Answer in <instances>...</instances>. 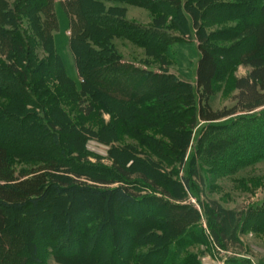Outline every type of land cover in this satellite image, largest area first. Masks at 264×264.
<instances>
[{
    "label": "trees",
    "instance_id": "trees-1",
    "mask_svg": "<svg viewBox=\"0 0 264 264\" xmlns=\"http://www.w3.org/2000/svg\"><path fill=\"white\" fill-rule=\"evenodd\" d=\"M64 1L63 8L70 19L69 50L73 59L71 67L74 76L70 75L65 60L56 52L55 32L59 24L55 0H16L14 5L8 0H0V55L7 61L0 65V98H10L8 93L15 90L17 92L15 96L11 93V98L28 99L25 91L32 90L34 98L47 97L52 102L56 94L51 91L56 90L59 94L63 89L61 94L64 92L65 99L73 101L84 117L94 115L96 106L101 107L108 115H113L112 110L101 106L104 99L109 97H122L136 106L150 103L154 108H150L149 112L154 109L156 116L161 113L156 120L163 127L161 135L168 141H162L166 153L175 154L181 163L189 150L192 134L200 123L214 124L239 113L264 107V56H256L241 62L250 72L234 82L237 91L233 98L234 106L219 111L211 108L218 63L208 48L205 30L199 26V11L190 0ZM208 1L210 0H197L196 4L204 7ZM218 1L220 0H214ZM254 1L256 0H238V3L250 12L253 10L250 4ZM116 4L158 13L161 18L156 20L155 28L146 29L128 21L127 10L115 6ZM179 15L184 20L189 19L192 28L198 31L200 56L196 67L195 87L184 81L177 82L171 76L145 72L137 66L123 62L113 44V41L121 40L145 50L163 68L168 49L160 39L158 29L165 26L164 17ZM179 29L182 34L183 31ZM41 55L47 57L39 61ZM137 76L140 77L138 80ZM144 83H158L159 87L154 86L149 91L136 93ZM125 87L131 88L133 93L121 92ZM60 97L62 95L59 94L57 98ZM88 101V106L83 108ZM55 106L58 108L59 104L56 103ZM2 115L4 118L6 113L2 112ZM49 123L52 128L58 127L55 122ZM48 137L52 139L55 147L60 145V138L56 134H48ZM181 142H184L182 146ZM8 146L0 143V246L7 233L9 214L13 212L19 215L39 210L47 205L51 194L59 198L86 194L101 201L111 200L124 209L134 208L144 204V201L147 203L153 200L140 198L138 193L146 189L143 186L141 188L139 183L152 188L155 195L167 199L164 207H171L169 216H165L166 212L161 207L150 210L145 206L144 214L132 212L127 216L131 220L116 223L110 232L111 243H117L120 247L122 242L129 240L130 246L126 244L129 247L127 252L115 247L112 252L114 259H104L98 251L91 257L86 256L84 249L96 246L87 236L88 239L84 240L80 237L78 252L69 251L65 258L61 252H57L56 260L65 264H197L191 258L193 255L189 258L193 262L180 261L179 256L187 257V251L195 245H208L209 237L218 248L228 250L230 246L239 248L242 245L240 235L251 232L256 236H264V205L238 213L223 210L217 202L202 206L209 219L207 236L199 225V213L190 209L185 214L187 206L182 204L186 200L185 189L190 185L188 180L184 179L182 185L179 181L167 180L157 171L156 164L151 162L144 161L140 163L142 166H138L136 163L139 160L130 157L127 167L124 161L113 164L117 165V170L111 171L107 180L90 176L86 177V182H82L84 174L79 167L73 162L67 165L64 159L59 158L60 155L37 167L19 172L10 161ZM260 146L262 150L254 154L255 158L246 155L245 158L235 160L224 159L214 163L213 169L217 170L218 176H224L223 174L234 173L235 168L245 169L249 165H255L264 159V145ZM247 148L241 146L235 150L241 154ZM146 164L150 166L143 169ZM113 185L117 187L112 188ZM191 214L194 219L188 220L187 217ZM228 217L234 222L229 227ZM120 227L122 230L119 231ZM73 232L72 226L68 225L67 233L73 235ZM195 236L197 241H193ZM175 243L176 248H172ZM146 247H151L152 250L140 256L136 255L138 250ZM28 248L26 253L31 264H43L37 257L38 250L33 237ZM168 257L170 259L167 260Z\"/></svg>",
    "mask_w": 264,
    "mask_h": 264
},
{
    "label": "rangeland",
    "instance_id": "rangeland-1",
    "mask_svg": "<svg viewBox=\"0 0 264 264\" xmlns=\"http://www.w3.org/2000/svg\"><path fill=\"white\" fill-rule=\"evenodd\" d=\"M8 2L14 5L16 0ZM63 2L65 3L64 0H55L59 24L55 32V46L56 52L68 65L70 75L74 76L71 67L73 59L69 50L70 19L63 8ZM196 2L197 0H190L199 11V26L205 30L208 48L218 63L211 108L214 111L232 108L233 98L237 94L234 82L250 72L241 62L251 57L264 56V0L251 3L253 10L250 12L239 5L238 0H210L204 7ZM115 6L125 8L127 20L146 29L155 28L156 20L161 18L158 13L148 10L122 4ZM164 18L165 26L158 29L160 39L168 49L163 68L145 50L121 40H115L113 44L123 62L145 72L171 76L177 82L184 81L195 87L196 67L200 56L198 31L192 28L189 19L184 20L180 15ZM178 28L183 31L182 34ZM46 57L39 56V61ZM6 63L5 57L0 55V65ZM139 78L137 76V80ZM154 86L159 87V84L144 83L136 93L149 91ZM61 91L60 99L57 98L59 94L56 90L51 91L56 94L52 102L47 97L34 98L32 90L25 91L28 99L11 98V93L15 96V90L8 93L10 98H0V143L9 145L10 161L19 172L37 167L60 155L59 158L64 159L67 165L73 162L79 167L84 174L81 181L86 182V177L90 176L107 180L110 172L117 170V165L113 164L124 161L127 167L130 157L139 160L136 163L138 166H142L140 163L144 161L151 162L156 164L157 171L167 180L179 181L181 185L184 179L188 180L190 185L185 189L186 200L182 205L187 206L185 214L190 209L199 213V225L205 232H208L209 219L204 214L203 205L217 202L223 210L238 213L264 205V159L245 169L235 168L234 173L223 174L224 176H218L217 170L213 169L214 163L221 160H235L245 158L246 155L255 158L254 154L262 150L260 145H264V107L239 113L214 124L200 123L192 134L189 150L181 163L175 154L166 153L162 141H168L161 135L163 127L156 120L161 113L156 116L154 109L149 112L150 108H154L150 103L136 106L122 97H109L104 99L101 106L112 110L113 115H108L101 107L96 106L94 115L84 117L74 102L66 100ZM121 92L133 93L128 87ZM56 103L59 104L58 108ZM88 104L89 101L82 107L86 108ZM2 112L6 113L4 118ZM240 118L245 119L240 121ZM50 121L55 122L58 127L52 128ZM48 134H56L60 138V145L55 147ZM182 144L184 142L180 143L181 146ZM241 146L248 148L240 154L235 149ZM234 151L236 152L233 153ZM148 166L150 165L146 164L143 169ZM139 186L146 189L138 193L140 198L153 199L152 202L144 201L142 205L124 209L111 200L101 201L91 195L77 194L59 198L51 194L47 205L39 210L19 215L10 213L7 233L0 246V264H31L26 253L31 237L37 245V257L43 264H65L56 260L57 252H61L63 258L69 251L78 252L80 237L84 240L88 239L87 236L96 246L93 247L90 243L92 246L84 249L86 256L91 257L98 251L104 259L110 260L114 259L112 252L115 247L127 252L129 240L122 242L120 247L117 243H111L110 232L116 223L131 220L127 216L132 212L144 214L145 206L150 210L161 207L166 212L165 216H169L168 211L171 212L170 206L164 207L167 199L155 195L152 188L145 184L139 183ZM116 187L117 185L112 186ZM187 219L193 220V214L188 215ZM137 224L141 225L138 221ZM233 224L232 218H229L228 227ZM68 225L72 226L73 235L67 233ZM196 238L195 236L193 241H197ZM242 240L249 256L257 264H264V236L249 232L244 234ZM201 246L203 245L193 246L187 251V257L179 256L178 260L190 261L189 258L193 255L191 258L194 262L200 264L203 252ZM172 248H176V243ZM149 250L152 248L138 250L136 255L140 256ZM163 258L164 255L161 261Z\"/></svg>",
    "mask_w": 264,
    "mask_h": 264
},
{
    "label": "crops",
    "instance_id": "crops-1",
    "mask_svg": "<svg viewBox=\"0 0 264 264\" xmlns=\"http://www.w3.org/2000/svg\"><path fill=\"white\" fill-rule=\"evenodd\" d=\"M67 32V30H66ZM207 236H209V232H205ZM240 235L241 246L239 248L237 246H230L228 250H222L218 248L210 239L209 243L206 246H201L202 251V261L200 264H222L226 262L228 264H257L252 257H250V253L246 250V244H244L242 237Z\"/></svg>",
    "mask_w": 264,
    "mask_h": 264
},
{
    "label": "built area",
    "instance_id": "built-area-1",
    "mask_svg": "<svg viewBox=\"0 0 264 264\" xmlns=\"http://www.w3.org/2000/svg\"><path fill=\"white\" fill-rule=\"evenodd\" d=\"M222 264H228V263H226V262H223Z\"/></svg>",
    "mask_w": 264,
    "mask_h": 264
}]
</instances>
